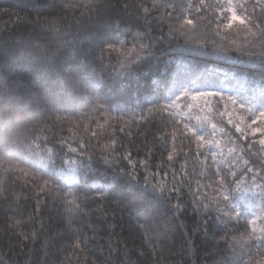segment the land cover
I'll return each instance as SVG.
<instances>
[{"label":"trees","instance_id":"1","mask_svg":"<svg viewBox=\"0 0 264 264\" xmlns=\"http://www.w3.org/2000/svg\"><path fill=\"white\" fill-rule=\"evenodd\" d=\"M155 2L0 0V264H264V200L255 221L238 200L243 187L264 198L260 136L235 127L247 129L250 114L239 108L242 120L229 123L211 110L225 129L217 143L230 149L216 153L192 116L148 111L189 79L257 85L252 109L264 110V59L194 42L208 31L195 11L169 35L183 17L162 19L174 0ZM220 32L217 44L243 43L242 33ZM140 39L144 54L121 66ZM113 141L116 154L103 147ZM125 152L134 179L120 171H130ZM69 162L71 182L56 172ZM248 168L259 169L255 184ZM45 180L59 191L41 192Z\"/></svg>","mask_w":264,"mask_h":264},{"label":"snow or ice","instance_id":"2","mask_svg":"<svg viewBox=\"0 0 264 264\" xmlns=\"http://www.w3.org/2000/svg\"><path fill=\"white\" fill-rule=\"evenodd\" d=\"M143 11L147 14L150 12V9L146 6H142ZM153 8L161 7L160 4L154 3L152 5ZM165 9H168L166 14L162 16L163 18H167L168 20L175 19L177 23L180 22L181 17H183V24L180 28H177L174 25L169 26L168 34L171 35L173 31L176 33H180L184 25L191 26L193 24V20L188 18V13L195 11L197 13V19L203 23L205 18H207V24L205 27L207 28V32L204 34L203 39H196L194 42L199 43H210L215 47H221L225 49H236L246 55L252 57H258L264 59V0H213V2H206V0H198V2L194 3L193 0H179V2L166 3L163 5ZM258 9V11H257ZM211 10V11H209ZM204 12L205 16H200L199 13ZM175 13V17L173 16ZM222 14V15H221ZM259 21V23H257ZM213 23L216 24V28L213 29ZM234 30L237 34H243L244 40L243 43L237 44L234 41H230L227 39V36L221 43L217 44L215 42L216 38L221 35L220 27ZM187 35V33H184ZM138 37H141V33H136ZM209 36L211 39H209ZM144 40L140 39L136 41L132 48L127 50V55L124 61H121V66L128 63L132 59H139L140 56L144 54L143 49H145L148 44L147 42H143ZM191 41V40H190ZM154 42V41H153ZM121 45L125 44L124 40L120 41ZM107 49H113V44L106 45ZM103 53V52H102ZM184 101L188 108H192L194 106L191 102H198L203 100L205 105L208 106V110L211 111L213 108L219 109L221 105L224 106L225 110L229 104L232 105L233 109L237 106L240 109H245L250 115L249 120L250 124L247 129H242L240 124H236L237 132H244L245 137L250 133L252 137L260 136L258 141L261 151L264 152V110L254 111L250 107H246L244 104L238 103L235 98L224 96L223 94H219L216 92H194L191 90H184L177 97H175L170 103L166 105H159L153 108L148 109L149 112L153 110H157L160 112H166L171 109L181 108V101ZM189 100L191 102H189ZM223 115V113H221ZM229 123H232L231 117L229 119ZM187 131L193 132V129L188 127V125L184 126ZM216 125H213L215 128ZM198 141L202 140V137L196 136ZM114 141L112 144H106L103 147L107 150L115 153ZM255 146V141L252 144H249V149ZM84 145H81V152L84 149ZM51 149H49L50 151ZM71 152L76 153L77 148H70ZM123 159L127 161V164L130 168V171H126L125 169H120L121 172H125L127 175L135 178V162L133 161L131 155L127 152L124 153ZM105 163H111V159L109 157H105ZM139 163L141 165H145L144 160H140ZM248 161H245L247 164ZM247 171L252 173V182L255 184L257 173L259 169L248 168ZM231 175L235 176V173ZM154 178V177H153ZM148 182V178L145 177V183ZM225 181H220V186L223 187ZM239 184L240 181H237ZM44 187H55V190L58 192L59 188L55 185H52L48 180L44 181V185L41 186L40 190L43 192ZM153 187L158 188L161 192L164 191L163 183L158 182ZM173 191H178V189H173ZM65 195H73V193L68 192ZM102 198V195H101ZM226 199V197H224ZM69 205L77 206L75 204V197L68 201ZM207 207V205H205ZM71 211V207L69 208ZM239 216V213H236ZM225 215H230V213L226 212ZM147 232V229H144ZM247 239V238H242Z\"/></svg>","mask_w":264,"mask_h":264},{"label":"rangeland","instance_id":"3","mask_svg":"<svg viewBox=\"0 0 264 264\" xmlns=\"http://www.w3.org/2000/svg\"><path fill=\"white\" fill-rule=\"evenodd\" d=\"M222 80V79H221ZM216 81H220L219 79ZM254 87H257V85H244L236 87L235 85H231L225 82H211V81H193L192 79H189V81L183 82L180 86H178L175 90L171 91V94L169 95V101L171 102L175 97H177L181 92L184 90H191L194 92H216L219 94H223L224 96L235 98V100L240 103L244 104L246 107H254L255 102L251 98V95H254ZM252 88L253 93L250 91ZM168 95V94H167ZM168 97V96H167ZM189 102H191L189 100ZM263 101L259 102L257 104L258 107H261L264 105ZM194 104L192 108H188L186 103L182 100L181 101V108L175 109L178 112H181L184 117L186 116H192L197 121V124L199 125H206V129L211 131V143L213 144V149L216 153H220L222 150L229 151L230 149H227L217 142H219V137H224L225 135V129L221 126H219L215 120L212 119V121L209 119L211 117V111L208 110V106L205 105L203 100H200L198 102H191ZM219 108H222L221 111L224 112V115L229 122V119L231 117V120L237 119L239 121L242 120V117L237 115L236 110L239 109L237 106L235 109H233L232 105L229 104L227 107V110H225L224 106L221 105ZM214 109V108H213ZM213 125H216L215 128H213ZM49 155L46 156H39L37 155L36 158H34V161L37 163H40L44 166L48 165V158ZM56 172L67 182H71L74 180L76 176V168L75 164L72 162L66 163L65 167H61L56 170ZM255 187V186H254ZM242 194L241 198L238 197L239 201H242V203L245 202L246 209H248L249 213V219L250 220H257L262 219L261 216H259L260 212V203L263 202L264 198L261 197V200L259 196L256 195V192L251 190V187H243L241 188ZM234 210V209H233ZM257 218V219H256ZM252 221V222H253ZM256 223V222H254Z\"/></svg>","mask_w":264,"mask_h":264}]
</instances>
